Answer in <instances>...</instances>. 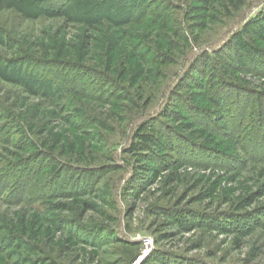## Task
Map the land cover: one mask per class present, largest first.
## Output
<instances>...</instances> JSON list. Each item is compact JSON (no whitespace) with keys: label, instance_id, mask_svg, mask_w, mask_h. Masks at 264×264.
I'll use <instances>...</instances> for the list:
<instances>
[{"label":"rangeland","instance_id":"obj_1","mask_svg":"<svg viewBox=\"0 0 264 264\" xmlns=\"http://www.w3.org/2000/svg\"><path fill=\"white\" fill-rule=\"evenodd\" d=\"M0 264H264V0H0Z\"/></svg>","mask_w":264,"mask_h":264}]
</instances>
